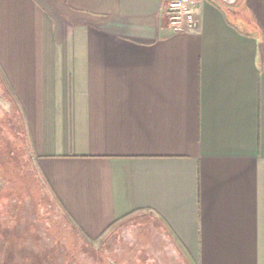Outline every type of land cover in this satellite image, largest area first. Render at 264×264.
<instances>
[{"label": "crops", "instance_id": "1", "mask_svg": "<svg viewBox=\"0 0 264 264\" xmlns=\"http://www.w3.org/2000/svg\"><path fill=\"white\" fill-rule=\"evenodd\" d=\"M195 1L177 32L168 0H0V76L89 240L137 218L149 253L264 264V0Z\"/></svg>", "mask_w": 264, "mask_h": 264}, {"label": "rangeland", "instance_id": "2", "mask_svg": "<svg viewBox=\"0 0 264 264\" xmlns=\"http://www.w3.org/2000/svg\"><path fill=\"white\" fill-rule=\"evenodd\" d=\"M4 94L5 91L0 80V120L5 119L7 124L12 126L11 119L7 115L8 112L11 113V104L9 99L4 98ZM0 146L4 149L6 147L2 135H0ZM23 151L27 150L23 149ZM23 151L18 159H12V164L5 167L9 173L6 172L7 182L4 183V186L1 187L0 183L2 188L0 195L1 217L4 221L8 220V228L21 229V235H23V230L27 232L28 237L36 236V233L40 234L41 237L38 240L34 237L31 243H39L43 248H54V250L64 248V246L66 249L73 244V239L76 240V236L72 237V235L79 234V232L72 221L58 209L56 203L51 201L52 207L50 208L46 200L42 201L44 195L48 193L44 183L33 175L34 164ZM0 166H2L1 161ZM136 221L137 218H134L117 223L102 239L89 240L80 237L77 245L84 250L86 257L68 264H159V262L161 264H191L163 238L162 240L153 239L156 247L163 242L164 245L161 247L164 250L149 253L147 251L146 228H136ZM37 222L42 225L35 224ZM19 223L22 225L17 227ZM59 225L63 229V237L59 243L54 244V241L49 240V237L53 238L52 235L57 233L55 228H59ZM60 241L62 244L64 243L63 246L60 245ZM13 244L16 242L10 243L12 246ZM22 244L25 243L22 242ZM137 245H140L141 250H138L140 247L137 248ZM42 262L49 264L44 258ZM57 264H63V262Z\"/></svg>", "mask_w": 264, "mask_h": 264}, {"label": "trees", "instance_id": "3", "mask_svg": "<svg viewBox=\"0 0 264 264\" xmlns=\"http://www.w3.org/2000/svg\"><path fill=\"white\" fill-rule=\"evenodd\" d=\"M0 80L2 83V87L5 91V94L3 96L4 98L9 99V103L11 104L12 109L11 113H7V115L11 119L12 126H10V124L8 125L5 119L0 120V135H2L3 143L6 144L5 149L0 146V161L2 165L0 166V178H3V180L7 182L6 175L7 173H9V170H5V167L7 165L12 164V159H18L22 155L23 149L27 150L23 152L29 157L31 162L34 164L35 171H32V173L36 179L38 178L42 183H44V187L48 193L47 195H44L42 201L46 200L49 203L50 208L52 207V201L56 203V206L58 207V209H60L59 205L57 204L56 200L52 195L49 186L45 183L43 177L37 170V166L31 150V140L27 131L22 110L18 102L13 98L11 91L8 89L1 76ZM8 145H10V147H8ZM1 193L2 190H0V195ZM1 216L2 214L0 213V264H44L42 262L43 258L46 259L49 264H57L59 262H63V264H68L72 261H78V259H84L86 257L84 250L78 247L77 241H79L80 237L84 239L88 238L85 237L77 228L76 229L78 230L79 234L72 235V237L76 236V240L73 239L72 245H70L66 249H64V246V248L54 250V248H43L42 246H40L39 243H31L34 237L35 239L37 238L36 240H38V238L41 237L39 236L40 234L38 235V233H36V236L28 237L27 232L23 230V235H25L23 236L20 233L21 229L16 230L15 228H8V220L4 221ZM13 224L15 223L13 222ZM35 224L39 225L41 223L37 222ZM19 225L22 224H17V227H19ZM61 228L62 227L59 225V228H55V231L57 233L53 235L51 234L53 238L51 237L52 239H50L49 237V240H53L54 244L59 243V240L61 239V237H63L64 232ZM12 242H16V244H13V246L10 245L9 247L5 246L6 244H10ZM22 242H24L25 244H22ZM60 245L63 246L64 243L62 244V242L60 241Z\"/></svg>", "mask_w": 264, "mask_h": 264}, {"label": "built area", "instance_id": "4", "mask_svg": "<svg viewBox=\"0 0 264 264\" xmlns=\"http://www.w3.org/2000/svg\"><path fill=\"white\" fill-rule=\"evenodd\" d=\"M195 0H168L165 16L170 28L177 32L197 27Z\"/></svg>", "mask_w": 264, "mask_h": 264}, {"label": "flooded vegetation", "instance_id": "5", "mask_svg": "<svg viewBox=\"0 0 264 264\" xmlns=\"http://www.w3.org/2000/svg\"><path fill=\"white\" fill-rule=\"evenodd\" d=\"M5 133H7V132H5ZM6 135H7V134H6ZM0 171H1V169H0ZM0 183H1V187L4 186L5 181L3 180V178H0ZM1 187H0V190H2ZM5 246H6V247H9L10 244H6Z\"/></svg>", "mask_w": 264, "mask_h": 264}]
</instances>
